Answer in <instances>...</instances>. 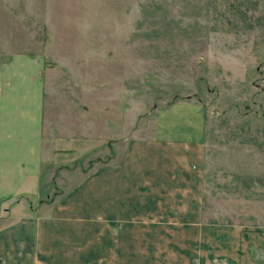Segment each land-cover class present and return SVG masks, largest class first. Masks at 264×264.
<instances>
[{
    "label": "rangeland",
    "instance_id": "374dc122",
    "mask_svg": "<svg viewBox=\"0 0 264 264\" xmlns=\"http://www.w3.org/2000/svg\"><path fill=\"white\" fill-rule=\"evenodd\" d=\"M20 58L39 173L0 205V264H205L219 229L264 234V0H0V65ZM184 100L204 112L196 186L113 211L112 170Z\"/></svg>",
    "mask_w": 264,
    "mask_h": 264
},
{
    "label": "crops",
    "instance_id": "0c3cea01",
    "mask_svg": "<svg viewBox=\"0 0 264 264\" xmlns=\"http://www.w3.org/2000/svg\"><path fill=\"white\" fill-rule=\"evenodd\" d=\"M39 86L36 59H13L0 65L1 206L27 192L39 173ZM203 134L204 112L198 103L184 100L162 110L154 135L130 144L111 172L113 211L119 209L117 204H130L131 196L137 195H151L164 203L167 197L169 203L183 201L188 194L184 188L196 186L191 171L197 172L201 161ZM168 178L175 184L166 186ZM210 250L215 259L205 264H264V234L257 229L223 227L214 235Z\"/></svg>",
    "mask_w": 264,
    "mask_h": 264
}]
</instances>
